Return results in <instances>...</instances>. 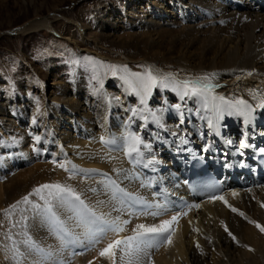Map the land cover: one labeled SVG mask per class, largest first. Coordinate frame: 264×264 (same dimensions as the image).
Listing matches in <instances>:
<instances>
[{
    "label": "rangeland",
    "instance_id": "obj_1",
    "mask_svg": "<svg viewBox=\"0 0 264 264\" xmlns=\"http://www.w3.org/2000/svg\"><path fill=\"white\" fill-rule=\"evenodd\" d=\"M185 5L183 6L180 0H0V108L10 111V119H0V264H35L33 259L44 262L42 253L54 254L56 249H59L58 246L49 251L45 249L47 242H53L50 238H54V234L46 228L47 223L41 212L32 207L33 204L43 207L44 201L37 196H31L30 204L21 203L15 210L10 208L29 195L34 188L43 184L59 183L74 189L81 199L85 196L90 203L91 199L93 200L94 196L90 193L94 191L85 195L82 193L83 187L85 184L94 186L99 178H90L89 175H84V170L77 168L76 162H73L76 156L59 146L62 142L57 128H66L76 138L90 141L94 139L91 138L93 135L99 136L108 130L126 128L127 116L131 111H137L136 114L139 113L152 121L157 117L160 121L158 123H161V126L164 124L167 129L178 119V116H175L176 105L180 112L179 117H184L182 124L187 123L185 117L193 119L189 111L191 104H196L199 110L196 98H187L181 103L174 90L158 86L151 91L146 101L142 102L138 92L127 83L130 75L126 74L139 73L137 70L145 67L143 60L151 58L152 54L175 55V52L180 51L182 47L178 44V37L183 29L193 23L194 17L199 16L203 20L195 5L188 8ZM260 10L264 12V8ZM38 18H48L53 31L42 28L23 32L19 29ZM207 19H204L201 27L208 30L210 23ZM225 36L220 38L224 39ZM220 38L218 39L221 40ZM226 41L228 42V39ZM158 43H162L164 47H152ZM228 43L230 46L231 43ZM257 63L263 64L264 59L258 60ZM125 68L127 72L123 71ZM84 98H87L88 102L97 100V110L88 108L86 113L89 116L79 118L77 123L67 124L63 119V115H69L67 103ZM160 101H163V106ZM148 108H151L154 114L151 117ZM104 110L107 112L105 116L101 113ZM186 110L188 115L184 112ZM198 113L200 117L201 112ZM141 115L137 117V125L143 118ZM257 115L252 113V117ZM203 118L206 122L203 121L202 124L207 125L206 117ZM261 118L257 119L248 135L254 130L264 132V126L260 124ZM141 122L144 123L145 120ZM242 123L241 119L232 124L238 125L237 137L233 140L238 141L244 136ZM207 127L205 126V130ZM128 128L134 136L137 134L142 140L136 126ZM200 130L201 128L191 134L186 129L185 137L191 142L194 140V143L201 139L209 143L208 145L214 144L213 135ZM140 131L142 128H138V132ZM202 133L205 136L201 137ZM196 136L198 138L194 139ZM222 136H225L223 132ZM36 137H39L38 141ZM218 139L216 138L217 142ZM170 143L172 146H167L169 150H161L164 165L167 164L165 158H169L173 150L176 152L183 147L174 145L172 140ZM253 144L256 146V141ZM142 148L147 152L144 146ZM152 150L153 157L157 158V147L153 146ZM64 158H69L66 166H70L69 169H77L76 174L66 172L59 166L60 163L64 165ZM13 160H18L15 165ZM72 163L74 167L71 168ZM165 169L168 170L167 167ZM15 184L18 186H14ZM6 187L9 188L8 193L5 192ZM261 193L262 191H259L250 197L249 211L242 220L244 226L253 225V229L259 232L257 235L261 238L260 243L264 248V232L255 226L257 222L264 226V198ZM258 202L261 204H257ZM255 206L262 208L257 209ZM53 208L57 216L68 211V208L59 207L55 202ZM254 218L255 223H251ZM37 231L45 234L40 241L33 236ZM64 245H60L65 251L64 254H73L71 264H74L77 258L83 260L89 256L86 249L73 250L72 244L70 247L68 244ZM257 248L253 243H239L238 254L231 260L224 261L220 254L214 253L208 255L206 264H243L244 259L253 262L255 258L257 263L264 262ZM37 249H42L43 252Z\"/></svg>",
    "mask_w": 264,
    "mask_h": 264
},
{
    "label": "bare ground",
    "instance_id": "obj_2",
    "mask_svg": "<svg viewBox=\"0 0 264 264\" xmlns=\"http://www.w3.org/2000/svg\"><path fill=\"white\" fill-rule=\"evenodd\" d=\"M180 1L183 6L186 4L187 8L190 5H195L197 11L201 12L203 20L199 16L197 18L194 17L191 25L183 27L185 32L182 31L178 37V44L182 47L179 52H175V55L168 53L152 54L151 58L143 60L145 67L137 71L143 74L150 70L155 76H170L174 81L197 80L207 77V80H202L203 84L211 85V92L208 94L207 99L204 96H185L181 99L180 91L174 90V87H168V89L175 91L181 103L185 102L187 98H196L199 110L196 104H191L189 111L193 119L185 117V122L187 123L182 124L184 117H179L180 112L178 111V105H176L175 116H178V119L172 122L170 129H167L164 124L161 126V123H158L160 121H158L157 117H154L155 120L152 121L139 113L136 114L137 111L134 113L131 111L127 116L128 123H126L128 126L126 128H122L123 130L121 128L119 130H108L106 133H100L101 135L99 136L93 135L94 137L91 136V138L94 139L90 141L78 139V137L76 138V136L67 131L66 128L59 127L57 128V132L61 134L62 142V145L59 146H62L64 150L76 156L73 162H76L77 168L84 170V175H89L90 178H99L97 179L99 181H95L94 186L90 184L84 185L83 194L86 195L90 191L95 192L90 193L94 196L93 200L91 199V203L85 196H82L81 200L84 201V204L94 210L97 215L103 214L109 219L119 217L120 220L129 221L125 226V232L121 235H131L132 229L137 224H159L162 220H170L172 216L178 217V220L171 225L173 229L171 239L167 240L162 236L153 237L151 240L153 246L146 248L140 254L139 264H206L208 255H214V253L220 254L221 258L227 261L238 254L237 245L239 243L246 244L247 242L255 244L258 247L256 249L257 252L264 259L263 244L260 243L261 238L259 239L257 235L259 232L253 229V225L244 226V221L242 220V217L244 215L247 216L246 213L249 211L250 197L262 191L260 195L264 198V183L262 181L255 182L253 179L247 178V182L241 186L224 190L210 200L196 202L185 199L181 180L175 177L178 173L181 156L188 153L190 148H194L196 153H198L200 150L201 152L204 151V146H207V148L210 147L211 151L218 149L223 156L226 155L222 153L224 150L231 158L235 151L237 152V148L240 145H247L246 148L248 149L259 148V150L264 147V132L261 133L254 130L253 133H249L248 135V131L250 129L253 130L254 124H256L257 119L260 117H262L260 124L264 126V108L258 107L260 99L264 98V63L261 65L257 63L258 60L264 59V12L262 10H260L261 12L259 11V9L264 7L258 0H250L251 2L248 0H215V2L214 0ZM204 19H207L210 23L208 30L201 27ZM42 28L53 31L51 21L48 18H38L30 21L19 29L23 32H29ZM209 30L213 32L210 33L211 31ZM258 31L260 32L257 33ZM202 35H205V37ZM222 35H226L224 39L220 38ZM227 39L231 43L230 46L226 41ZM232 44L234 46H231ZM152 47L161 48L164 45L158 43V45L153 44ZM227 48L228 50L226 51ZM126 74L130 75L131 73ZM127 81L135 83V79L131 75ZM127 83L129 84V82ZM130 85L132 86V84ZM155 88H158V86L152 90ZM136 91L139 97L146 101L148 95H145L143 90L139 88ZM212 96H223L226 99H244L252 105L253 112L251 111L247 119L242 115H228L227 111L223 113L222 117L218 116L214 102L211 99ZM84 99H75L76 101L73 102L69 99L70 101L67 103L69 107L66 106L69 115H63V119L67 124L77 123L80 120L79 118L89 116L86 113L88 108L97 110V100H90L88 102L87 98L85 101ZM176 103L178 104L179 102ZM218 103V101L215 102V104ZM160 105L163 106V101H160ZM147 111L151 113L149 114L150 117L154 115L151 112V108H148ZM186 111L184 112L188 115V111ZM199 111L202 115L200 117L198 116ZM105 112L104 110L101 113L105 116L107 115V112ZM252 113L258 114L257 117H252ZM138 115L143 117L140 120V124L138 123L139 125H137ZM9 116L10 111L8 109L0 108L1 120H8ZM171 116L172 118L174 117L173 115ZM203 117H206L207 125L202 124L203 121L206 122ZM241 119L243 120V128H241L242 131L245 130V138L242 137L238 141L233 140V138L237 137L238 125L232 126V124L234 125ZM143 120H145L144 123L141 122ZM196 123H200V125L197 126ZM169 125L167 124V126ZM135 126L137 127V133H140L142 139L139 145L140 154L132 153L129 156L126 154L127 145L130 137L134 136V134L127 127L133 128ZM205 126H208V131H206L207 129L205 130ZM138 128L139 130L142 128V131L138 132ZM200 128V131L203 130L213 135L214 144L208 145L209 143L197 139V136L196 138L194 137V139H197L195 143L193 142L194 140L191 142L188 137H185L184 132L186 129L191 134H195L194 131L198 132ZM99 132L96 131V133ZM222 132L225 136H222ZM230 132L232 133L230 134ZM135 136L138 137L139 135L136 134ZM202 136H205V134L202 133ZM210 138L211 136H209ZM216 138H219L218 142L221 141L222 143H218ZM171 140L174 145L179 144L183 145V147L176 152L174 150L172 153L170 152V160H168L169 158H165L167 164L164 165V161H162L164 155L161 150H166L168 144L171 147ZM254 141H256V146L253 144ZM219 144L222 145L220 146ZM229 144L234 150L229 147ZM142 146H144V149H147V152L142 150ZM153 146H156L159 151L157 158L153 157ZM58 149L59 147L57 146ZM167 150L169 149L167 148ZM20 155L22 156V153ZM58 155L60 156V154ZM60 157L63 158V156ZM67 160L69 158L62 160L67 169L66 172L76 174L77 169L72 168V166L74 167L73 163L71 164L72 169H69L70 166H66ZM17 161L13 160L14 165ZM9 168L10 170L12 169L11 165ZM63 169L65 170V168ZM145 169H154L152 177L149 176L151 180L146 177V171L144 173ZM0 177L2 176L0 175ZM25 179L28 178L25 177ZM156 182L164 183L165 186L169 184L168 182L171 183L167 188L171 190V194L177 204L184 206L183 210L173 212L166 210L157 196V191L151 189L150 185ZM14 186L18 185L15 184ZM8 190L9 188L6 187L5 192L8 193ZM114 193L116 198H113ZM219 197H223V199H219ZM253 202L251 201V203ZM260 202L257 204L260 205ZM233 208L238 211H233ZM152 213L158 214L154 216ZM240 213H243V215ZM262 216L264 218V214ZM58 217L64 222L65 228L70 235L65 236V242H62L56 232L47 224L46 228L54 234L55 239L51 237L50 241L53 242H47L45 249L49 251L55 248V246H58L59 249L57 248L58 251L56 249L55 253L48 258H46V253H42V260L45 259V263L39 259H33L35 264H58L59 261H63L64 264H71L73 254H64L65 251L60 246H65L64 244L66 246L68 244L69 247L72 244L71 248L73 247V250L86 249L89 254L83 260L77 258L74 264H89V261H93L94 264H108V261L102 258L97 259V256L99 249L104 247L109 240L115 238L112 233H108L101 243L93 244L85 236L86 228L81 219L73 211L68 209L66 214L64 213ZM225 228H227V231H225ZM42 235L45 236L44 233L40 234L38 232L33 236H35L37 241H40ZM73 239H75V242L71 244L67 243V241ZM255 260L251 262L244 259L243 264H264V262L257 263ZM46 261L49 262L47 263ZM28 262L30 263L31 261Z\"/></svg>",
    "mask_w": 264,
    "mask_h": 264
},
{
    "label": "snow or ice",
    "instance_id": "obj_3",
    "mask_svg": "<svg viewBox=\"0 0 264 264\" xmlns=\"http://www.w3.org/2000/svg\"><path fill=\"white\" fill-rule=\"evenodd\" d=\"M123 71L127 72V69L125 68ZM113 74L115 75V68H113ZM130 75L135 79V83H133V81H128L132 84L133 90L135 91L139 88L143 90L145 95H150L152 89L157 86L162 88L174 87V90L180 91L181 99L185 96H204L205 99H207L208 94L211 92V85L202 83V80H207V77L197 80L174 81L170 76H155L150 70L143 74L131 73ZM123 78L125 77H122V79ZM211 99L214 102L218 116L221 117L223 113L227 111L228 115H242L247 119L248 115L253 110L252 105L244 99H226L223 96H212ZM217 101L219 103L215 104ZM258 107L264 108V98L260 99ZM36 139L38 141L39 137H36ZM140 143L141 140L139 137L131 136L127 145L126 154L129 156H131L132 153L139 155ZM243 146L246 147L247 145ZM59 166L67 170L65 165L61 164ZM31 196H37L44 201L43 207L39 204H33L32 207L41 212L44 221L56 232L62 242H65V236L70 235V233L65 228L64 222L56 215L53 202L59 207H66L73 211L81 219V222L86 228L85 236L91 243L99 244L107 237L108 233H112L115 238L109 240L104 247L100 248L97 256V259L102 258L108 261V264H139L140 254L146 248L153 246L151 242L152 238L162 236L170 240L173 231L171 225L178 220L177 216H172L170 220H162L159 224H137L135 228L132 229L131 235H121L125 232V226L129 223L128 220H120L119 217L109 219L103 214L97 215L94 210L88 208V206L84 204V201L81 200L79 194H77L74 189L59 183L43 184L34 188L29 195L24 196L21 201L11 205L10 208L15 210L21 203L30 204ZM113 198H116L115 193ZM219 199H223V197H219ZM225 203H227V201H225ZM232 210L238 211L234 208ZM7 211L8 210H6V214ZM157 214L158 213H152L154 216ZM240 214L243 215V213ZM255 226L261 232H264V226L258 223H256ZM225 231H227V228H225ZM229 235H231V233H229ZM75 239L69 240L67 243H73ZM233 239H235V237H233ZM37 250L43 252L42 249ZM46 255L50 257L52 254L47 253ZM58 264H64V262L59 261ZM89 264H94V262L89 261Z\"/></svg>",
    "mask_w": 264,
    "mask_h": 264
}]
</instances>
